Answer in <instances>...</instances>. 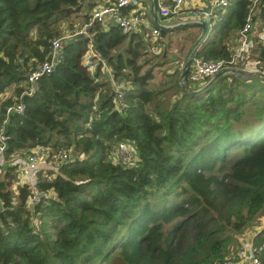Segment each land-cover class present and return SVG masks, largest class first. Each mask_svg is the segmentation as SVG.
<instances>
[{
	"label": "trees",
	"instance_id": "obj_1",
	"mask_svg": "<svg viewBox=\"0 0 264 264\" xmlns=\"http://www.w3.org/2000/svg\"><path fill=\"white\" fill-rule=\"evenodd\" d=\"M98 1L0 0L3 155L38 145L73 150L55 170L39 171L35 186L45 194L31 203L29 185L8 177L16 162L4 167L0 264H112L113 254L118 264L231 257L237 236L264 221V77L225 73L182 87L176 64L165 70L164 49L155 58L142 31L109 22L66 38L51 70L29 82L50 41L78 30ZM248 8V0H228L215 9L211 35L194 54L228 58ZM256 18L262 35L253 49L264 66V0ZM187 25L160 29L165 46L173 41L168 33ZM88 42L104 63L92 70L81 61ZM110 76L123 92L120 110ZM17 101L21 112L6 111ZM93 107L100 114L86 125ZM118 140L135 148L127 163L108 157ZM252 242L264 264V223Z\"/></svg>",
	"mask_w": 264,
	"mask_h": 264
},
{
	"label": "built area",
	"instance_id": "obj_2",
	"mask_svg": "<svg viewBox=\"0 0 264 264\" xmlns=\"http://www.w3.org/2000/svg\"><path fill=\"white\" fill-rule=\"evenodd\" d=\"M149 1V9L151 11L150 19L153 21V14L163 17H172L177 22L172 24H164L168 26L178 25L185 22H204L208 29H211L212 16L214 10L222 8L228 2V0H207V3L197 5L198 0H146ZM249 8L245 15V19L238 28L234 37V46L230 50L228 58L217 57H203L192 54L190 56L187 71L183 77V83L186 81L200 82L205 78H211L217 71L226 70L231 73L236 69L234 67L235 61L241 56L248 45L250 39V30L253 24V14L258 0H248ZM141 0H108L106 3H100L97 7L92 9L85 22L82 23L78 29V33L86 34L85 29L87 26L93 23L107 24L111 22L117 25L122 32L130 31H142V35L149 41V49L158 50L160 43L163 42V38L160 35V29L154 25H150L147 32L146 28L141 25H146L148 21L144 18L142 23L141 11L139 9ZM154 23V22H153ZM163 24V23H162ZM87 35V34H86ZM88 36V35H87ZM61 43L59 38H54L50 41V47L47 58L42 61L33 71L28 74V81L33 82L39 74L48 72L51 70L55 62L60 56ZM88 49L90 53L95 55L92 48V44L88 42ZM235 60V61H234ZM92 65V64H91ZM104 70L109 74V71L104 65ZM259 76L264 77V66H259L256 73ZM111 78V76H110ZM112 79V78H111ZM115 93L112 95V105L117 110L123 107V92L119 89L120 83L116 84ZM24 108V104L21 101H17L6 108V111L15 110L21 112ZM100 114V109L93 107L90 112L86 125H89L91 121L97 119ZM6 121L4 116L0 121V164L5 159L3 155L5 142L2 135L3 124ZM133 145L129 141L118 140L113 145L108 153V157L113 162L127 163L133 158L132 147ZM12 154V153H11ZM70 157L69 150L58 148L53 149L49 146H34L30 148L25 156L19 160L18 171L22 178L20 182H26L31 189V193L28 196V202H34L40 199L41 195L45 193L39 190L35 186V180L33 178L39 169H56L59 163L67 160ZM16 162V161H15ZM47 194L52 192L46 190ZM254 247L248 237H242L240 245L235 250L231 257H224L222 260L216 261L213 264H260L258 257L255 255Z\"/></svg>",
	"mask_w": 264,
	"mask_h": 264
},
{
	"label": "rangeland",
	"instance_id": "obj_3",
	"mask_svg": "<svg viewBox=\"0 0 264 264\" xmlns=\"http://www.w3.org/2000/svg\"><path fill=\"white\" fill-rule=\"evenodd\" d=\"M102 1H104V0H99L97 2V4L92 9L97 7L100 3H102ZM185 23H187V22H185ZM260 24H261L260 20L258 18H256L254 20V22L252 24V28L250 30V39H249V42H248V45H247L245 52L241 56H239L236 61L234 60L235 61L234 67L237 70H242V71L247 72V73H250V72L256 73V71H257L256 67H259L262 65V64L256 63V60H255L256 51H254V49H253V48H255L256 43L258 41H260V37L262 35V31L260 29L258 30V25L260 27ZM81 25L79 26V28L81 27ZM74 26H77V24ZM76 28L72 32H66L65 34L59 36L58 38H59L60 42H64L66 38H69L73 34L78 33L77 32L78 30H76ZM143 30H144V27H143ZM146 30H147V32H150V30L148 28H146ZM209 34L211 35L210 31L206 35V37ZM168 35H171V37L173 39L171 45L165 46L164 42H161L160 47L157 51L156 50L151 51V49H148L149 51H151V53H156V55H158V56H155V58H159V53L161 52V50L164 49L166 51V57H165L166 61L164 62V64H166L165 70H171L170 66L172 64H176V67L179 68L180 64H182V62H183V59H184V56H185L187 49L191 46V44L194 42V40L199 35V28L195 25L189 24L185 27V29H183V31H181L179 33H171L170 32V33H168ZM206 37H204L199 43H201ZM233 38H234V36L229 38L228 48L230 50L234 46V39ZM163 41H166L165 37H163ZM199 43L195 46V48L199 45ZM195 48H194V50H195ZM194 50H193V52H194ZM81 61L83 64H87L88 68H91V70H92V68H93L92 66H94L93 64H97L98 62H101V59L98 56V54L95 53V55H93L92 53H90V50L87 47V50L82 55ZM101 64H104V63L101 62ZM98 78L101 79L100 76H98ZM110 81H111L110 83L113 84L112 83L113 81L111 80V78H110ZM116 84H119V83L116 82ZM188 84L192 85L193 82L188 81ZM6 94L7 93H5V92L0 94V99H2ZM134 151H135V148L133 147L132 148L133 155L135 154ZM25 154L26 153L24 151L20 150V151H17V152L10 154L7 157L5 156V159L2 161L3 165H0V176H1V173L4 169V167L7 164H13V162H15V161L18 164L19 159L21 160L25 156ZM69 154L73 155L72 149L69 150ZM12 169L14 172V176L12 175L13 178H12V176H8V177H10V179L12 180V183H15L17 181L20 182L22 180V178L19 175L18 165L13 166ZM40 170H43V169H39V171ZM39 171L36 173V176L39 173ZM36 176L33 178V180H35ZM263 223H264L263 220L253 221L252 223H250L244 230V235H245L244 237H248L249 239L253 238V233L255 232V230L259 226L263 225ZM237 239L239 242L241 241L240 236H237ZM237 248H238V246L236 245L235 250ZM109 262L112 264H118L119 259L116 257L115 254H113V256L109 260Z\"/></svg>",
	"mask_w": 264,
	"mask_h": 264
},
{
	"label": "water",
	"instance_id": "obj_4",
	"mask_svg": "<svg viewBox=\"0 0 264 264\" xmlns=\"http://www.w3.org/2000/svg\"><path fill=\"white\" fill-rule=\"evenodd\" d=\"M153 22L155 24V26H157L159 29H173L176 28L178 26H182L185 25L186 23H182V24H178V25H173V26H168V25H164L161 24L157 21L156 15L153 14ZM188 24H192L195 25L199 28V35L197 36V38L194 40V42L191 44V46L187 49L183 62L182 64H180L179 66V73H178V82L179 84L183 87L184 83H183V77L187 71V66H188V62L190 59V56L192 54H194L193 50L195 48V46L204 38L206 37V35L209 33L210 29L207 28V26L205 25L204 22H188ZM233 71L231 72V74L237 76L238 73H243L242 70H237V69H232ZM228 73L226 70H219L217 71L209 80H212L213 78H216L217 76L221 75V74H225ZM199 89H195V90H189L190 93H194L196 91H198Z\"/></svg>",
	"mask_w": 264,
	"mask_h": 264
},
{
	"label": "crops",
	"instance_id": "obj_5",
	"mask_svg": "<svg viewBox=\"0 0 264 264\" xmlns=\"http://www.w3.org/2000/svg\"><path fill=\"white\" fill-rule=\"evenodd\" d=\"M203 3H207V0H198V2H197V5H201V4H203ZM139 9H140V11H141V18H142V23H143V21H144V18L148 21V23L146 24V25H141V27H144V28H148L150 25H151V23H150V21H149V18L150 17H152L151 16V11H150V9H149V1H146V0H141V2H140V6H139ZM156 18H157V21L159 22V23H163V24H172V23H174V22H177L176 21V19H174V18H172V17H163V16H158L157 17V15H156ZM186 24H188V22L186 23ZM153 25H154V23H153ZM88 53V52H87ZM262 66V65H261ZM256 68H258V67H256ZM249 72V71H248ZM254 73H252V72H250V73H247V72H244L243 71V73H238L237 74V76H243V75H247V76H251V75H253ZM20 160V159H19ZM243 236H245L244 234H242L241 236H240V238H241V240H242V237ZM240 243H241V241L239 242V245H240Z\"/></svg>",
	"mask_w": 264,
	"mask_h": 264
},
{
	"label": "bare ground",
	"instance_id": "obj_6",
	"mask_svg": "<svg viewBox=\"0 0 264 264\" xmlns=\"http://www.w3.org/2000/svg\"><path fill=\"white\" fill-rule=\"evenodd\" d=\"M249 240H250V242L253 244V242H252V238H250Z\"/></svg>",
	"mask_w": 264,
	"mask_h": 264
}]
</instances>
